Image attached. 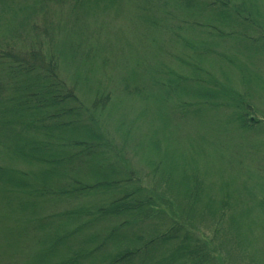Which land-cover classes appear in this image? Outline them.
Instances as JSON below:
<instances>
[{
	"label": "trees",
	"instance_id": "obj_1",
	"mask_svg": "<svg viewBox=\"0 0 264 264\" xmlns=\"http://www.w3.org/2000/svg\"><path fill=\"white\" fill-rule=\"evenodd\" d=\"M10 1L0 0V37L14 33L9 26L11 15L5 14L11 9ZM28 1L27 5L36 0ZM54 2L67 3L62 6L67 7L66 12L80 18L94 10L106 11L109 6L122 7L119 11L124 17L126 11L137 10L132 0ZM47 3L48 0H41V8H46ZM153 7L157 15L154 19L158 18V10L163 11L162 28L139 13L133 12L130 20L139 18L147 28L152 27L151 36L160 39L158 64L168 50H173L174 45H167L171 39L187 50L180 54L186 58L181 60V68L190 69L202 58L201 68L190 70L188 80L180 76L167 81L158 79L156 87L144 85L132 95L142 94L141 98L158 89L169 101L172 87L174 97L182 101L172 109L179 118L201 104L206 107L203 110L231 117L230 125L238 131L264 130V117H251L264 116V109L256 105L257 99L250 90L245 86L241 89L240 79L230 71L237 69L236 64L232 67L231 57L250 68L260 67L236 49L239 45L257 53L259 43L264 42V7L258 0H155ZM27 28L41 38V60L19 51L11 40L0 44V158L9 162L0 164V205L28 221L27 228L10 231L7 237L13 244L26 245L30 241L39 246L30 254L28 264H264V218L243 214V203L234 194L230 175L221 172L217 181L220 187L216 188L213 183L217 182L209 176L210 172H204L196 156L186 162L166 161L159 141L145 142L148 133L142 136L139 146L143 159L148 161L146 167L156 180L145 186L120 157L108 134H102L101 117H111L116 110L112 96L96 87L93 80H86L92 82L88 89L87 85H78L86 82L83 77L71 82L59 79L57 67L63 70L60 64L56 66L55 54L62 51L54 46L53 53L48 30L35 24ZM13 44L21 46L19 42ZM223 44L232 49L231 57L216 53ZM58 46L66 48L64 43ZM117 58L121 65V56ZM213 58L230 68L225 73L216 72ZM99 71L100 67L93 68L91 78L96 80ZM2 83L9 86L4 96ZM67 86L84 91L89 107L66 93ZM247 115L250 117H244ZM262 150H253L250 158L257 163L256 181L249 187L256 199L255 208L248 213L264 209ZM223 167L231 174L236 167L231 177L240 179L238 169L243 167L238 168V163ZM90 198H100L99 204L79 205ZM248 199L254 203L250 194ZM63 200L69 201L71 207L60 213L44 205ZM249 203L247 200L245 206ZM3 222L0 220V226ZM41 233L45 235L42 239ZM204 234L211 238L203 237ZM41 246L46 249L44 252Z\"/></svg>",
	"mask_w": 264,
	"mask_h": 264
},
{
	"label": "rangeland",
	"instance_id": "obj_2",
	"mask_svg": "<svg viewBox=\"0 0 264 264\" xmlns=\"http://www.w3.org/2000/svg\"><path fill=\"white\" fill-rule=\"evenodd\" d=\"M132 1L134 8L137 10L126 11L125 17L119 11L122 7L113 9L116 6H109L106 11L104 9L101 11L94 10L80 18L71 16L69 11L66 12L67 7L62 6L67 5V3L59 4L55 3L54 0H48L46 8H41V0H36L35 3L29 5H27L28 0H11L9 3L11 9L5 13L11 15L12 21L9 26L14 33L20 28L24 29L17 34H3L0 37V44L3 41L7 43L6 40H11L13 43L19 42L21 46L13 43L11 45L27 56L33 55L36 59L41 60V38H36L27 27L35 24L40 26V29L48 30L46 34L52 38V50L54 46H57V49L62 51L57 55L53 50V53L58 57V60L55 61L56 66L60 64L63 70L61 71L57 67L58 78L63 77L68 82L74 81L76 77H83L84 81L93 80L96 87L109 92L112 96L113 102L117 105L116 110L111 117H101L102 134H108L107 138L111 140L115 148H118L121 154L120 157L140 176L143 184H146L145 186L154 184L156 180V177L151 176L152 171L146 167L148 161L143 159L144 154L140 151L139 146L142 136L149 133L145 142L159 141L161 154L166 161L186 162L196 156L204 172L206 174L210 172L209 176L214 182L218 181L221 172L225 176L230 175L229 179L234 180L232 182L234 194L241 198V204L243 203V210H245L243 214H246L249 218H264V209H256L254 212L248 213L251 208H255L256 199L255 193L249 187L256 181L254 167L257 166V163L250 158L253 155V150L263 148L262 151H264V130L259 131L251 128L246 131H238L235 126L230 125L231 117L209 109L203 110L202 108L206 107L201 104L186 113L182 111L184 115L179 118L177 114L172 112V109L182 101L174 97L172 87H170L172 93H169L172 98L169 101L168 99L165 100L166 94L158 89H154L152 93L147 92V96L141 98L142 94L135 97L132 95L133 92L140 91V88L144 85L156 87L158 79L167 81L173 76L187 79L189 77L188 72L190 70L197 71L199 67L201 68L199 60L202 61V58H199L190 69L188 67H185L187 69L181 68L180 65H183L181 60H186V58H181L180 54L183 51L185 53L187 50L176 43H172L171 39H168L167 42L163 33L160 32L164 39H162V42H167V45L170 42L174 46L171 47L173 50H168V55L160 59L158 64L156 56L160 55V39L151 36V34H154L152 27L147 28L139 18L137 21L135 19L130 20V16L133 12L139 13V16H147L151 21L158 24L157 28L159 29V26H161L160 18L164 16L163 11L158 10V18L154 19L152 17H157L153 7L155 0ZM25 2L26 4H24ZM258 2L261 7H264V0H258ZM2 7L3 4L1 3L0 8ZM21 9L25 10L21 13ZM146 28L147 32L141 34ZM62 43L66 44L65 49L58 46ZM219 47L224 50H216L217 54L223 57H231L232 49L228 45L223 44ZM236 49L243 51L247 59H253V62L258 63L261 67L250 68L231 57L232 67L235 68L233 64L237 66L235 71L230 70L231 73H234L240 79V87L245 86L247 90L255 95L256 105H259L260 107H258L263 110L264 42L259 43L257 53H253L251 50L247 51L246 48L239 45H236ZM119 56L123 61L121 65L117 63V57ZM138 61H140L139 65ZM187 61V64L191 63L190 59ZM211 63L214 70L220 74L221 72L225 73L224 71L230 68L215 58L211 60ZM139 66L140 71L137 70ZM98 67H100V71L95 80L91 78L90 71ZM236 72L239 73L240 77ZM162 83L164 82L162 81ZM2 84L3 92L1 95L4 96L5 90L9 86L5 83ZM78 85L84 87L87 85L89 89L92 82H80ZM69 86H72V84ZM161 86L166 88V84ZM241 89L244 90L242 87ZM242 90H240L241 93L245 94ZM65 92L79 100L85 108L89 107L86 93L81 89L67 86ZM9 96L11 97V93H9ZM201 109L202 112H200ZM184 117H187L185 122ZM188 117L195 118L192 120ZM251 117L264 116L252 115ZM1 146L0 152L3 150ZM234 161L238 163V168L243 167L238 169L240 170L238 171L240 179L231 177L235 174L236 167L232 174L231 172H225L226 168L223 167L225 164H232ZM0 164L9 165V162L0 158ZM21 168L24 169V167ZM31 169L25 168L27 171ZM177 176L179 175L177 174ZM213 185L216 188L220 187L218 182L213 183ZM243 185L246 188H242ZM249 194L254 203H251V200L248 199ZM99 199H84L79 202V205L95 206L99 204ZM247 200L250 203L246 207ZM44 205H50L51 211L56 213L71 207V203L66 200L61 201V203L57 201ZM0 220L4 221L0 226V264H28L30 254L35 253L39 246L32 244L30 241L26 245L13 244L7 238L10 231L15 233L18 229L20 231V229L27 228V219L21 215L11 213L7 207L0 205ZM254 231H257V235L261 232L260 239L263 240L262 228L260 227V232L257 228ZM44 233L50 235V232ZM44 233H41V239L45 236ZM203 237L211 238V235L204 234ZM41 250L44 252L46 249L41 246ZM262 253H264V247Z\"/></svg>",
	"mask_w": 264,
	"mask_h": 264
}]
</instances>
